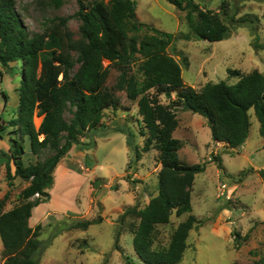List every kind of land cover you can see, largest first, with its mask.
Wrapping results in <instances>:
<instances>
[{"label":"rangeland","instance_id":"obj_1","mask_svg":"<svg viewBox=\"0 0 264 264\" xmlns=\"http://www.w3.org/2000/svg\"><path fill=\"white\" fill-rule=\"evenodd\" d=\"M49 1L15 0L16 11L27 31L42 33L58 23L59 17L69 16L64 26L71 41H86L79 29V20L73 17L78 9L77 0H62L58 8ZM135 1L139 21L174 34L166 52L181 63L185 84L200 89L206 82L234 83L238 77L231 76L228 69L239 70L241 74L264 70V0H196L201 7L218 12L229 27L228 36L214 42L183 38L189 30L184 12L167 0ZM241 18L247 21H237ZM69 54L71 58L76 57L75 51ZM9 64L8 68L0 65V122L15 112L11 110L16 97L14 85H19L21 79L22 62ZM76 67L77 64L68 72ZM135 72L141 77L137 64ZM104 73L105 84L114 86L118 71L109 68ZM1 92L7 96L5 109L1 107L4 103ZM115 94L119 100L117 106L104 110L101 124L94 132L88 130L80 136L81 141L94 143L71 147L52 170L53 183L47 189V201L31 211L29 226L34 228L39 224L38 238L49 242L37 253L39 264H125L126 257L135 264L140 263L132 246L139 218L136 213L124 212L131 206L142 209L157 193L160 164L156 149H142L146 135L140 131L143 127L136 102L127 99L123 90L115 89ZM175 97L173 92L170 97L161 94L157 98L167 105ZM174 111L178 125L173 136L182 141L179 158L187 163L205 162L204 171L195 175L190 191L191 213L197 225L189 231L187 247L177 264L263 262L264 137L259 134V122L252 109L248 137L238 148L214 143L202 115L183 110L181 106ZM63 114L68 120L67 109ZM40 120L41 116L34 115L36 127ZM123 128L132 132L139 155L135 156L128 147L127 132ZM0 133L7 134V130ZM23 146L25 164L42 162L52 153L44 148L33 154L26 141ZM214 156L221 158L222 168ZM27 185V181L16 177L9 187L5 167L0 168V198L8 191L3 210L20 203L19 193ZM33 199L32 196L30 200ZM187 215L172 212L168 223L158 225L153 247H166L172 231ZM83 220L93 222L86 228L70 226ZM116 236L119 249L114 248ZM4 257L0 240V264Z\"/></svg>","mask_w":264,"mask_h":264},{"label":"trees","instance_id":"obj_2","mask_svg":"<svg viewBox=\"0 0 264 264\" xmlns=\"http://www.w3.org/2000/svg\"><path fill=\"white\" fill-rule=\"evenodd\" d=\"M167 1L184 12L189 30L183 38L214 42L228 36L229 27L218 12L201 7L196 0ZM49 2L55 8L62 4V0ZM77 4L73 17L79 20L86 39L81 43L72 42L65 30L69 16L59 17L58 23L42 33L30 34L16 11L15 0H0V65L8 68L9 63L22 62L16 116L0 122L1 131L9 126L12 129L7 132L8 150L3 151L5 178L9 187L16 177L28 182L19 193L20 203L11 209L3 210L8 191L0 198V240L5 254L1 264H39L37 253L49 242L38 238L39 224L29 226L31 211L47 201L52 170L71 147L94 143L83 142L80 136L88 130L94 132L104 110L117 106L115 89L125 91L127 99L136 102L143 127L140 131L146 135L142 149H156L160 164L157 193L142 209L131 206L124 212L136 213L139 218L132 237L133 249L139 264H177L187 247L189 231L197 225L191 213L190 191L195 175L204 171L205 162L187 163L179 158L182 141L173 136L178 125L174 109L181 106L202 115L213 142L229 148H238L247 139L252 109L259 122V134L264 137V70L241 74L228 69L231 76L238 77L234 83L206 82L195 89L183 82L181 63L166 52L174 34L139 21L135 0H77ZM70 51H75V58H71ZM76 64V69L68 72ZM136 64L141 77L135 72ZM109 68L118 71L114 86L105 84L104 72ZM151 89L154 92H149ZM173 92L176 97L170 104L158 101L161 94L170 97ZM66 109L68 120L63 117ZM34 115L41 116L37 127ZM124 131L128 147L139 155L132 132ZM25 141L33 154L44 148L52 153L42 162L25 164ZM215 160L222 168L221 158ZM172 212L188 215L176 225L166 247L154 248L156 227L168 223ZM92 222L77 221L70 226L86 228ZM117 240L116 236L114 248L119 249ZM125 264L135 263L126 257Z\"/></svg>","mask_w":264,"mask_h":264},{"label":"crops","instance_id":"obj_3","mask_svg":"<svg viewBox=\"0 0 264 264\" xmlns=\"http://www.w3.org/2000/svg\"><path fill=\"white\" fill-rule=\"evenodd\" d=\"M18 86H19L18 84L14 85V90L16 91V97L14 100V107L11 108V110L15 111V112L8 114L7 119L2 120L3 123H5V121L9 120L10 118H13L16 116L17 105H18V96H19L18 91H17ZM6 106H7V97H6V99L4 98V103H3V106H1V107H2V109H5ZM5 130H7V132H8V128ZM8 137H9L8 134H1V136H0V168H1V170L4 168V164L6 161V157L3 155V151L6 152L8 150V147H9V138ZM216 144H219V142H217Z\"/></svg>","mask_w":264,"mask_h":264}]
</instances>
